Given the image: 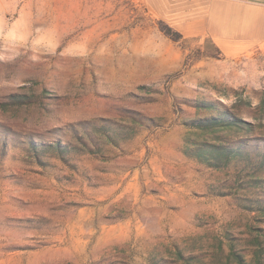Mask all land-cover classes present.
Returning <instances> with one entry per match:
<instances>
[{"label":"rangeland","instance_id":"obj_1","mask_svg":"<svg viewBox=\"0 0 264 264\" xmlns=\"http://www.w3.org/2000/svg\"><path fill=\"white\" fill-rule=\"evenodd\" d=\"M205 4L0 0V264H264V42Z\"/></svg>","mask_w":264,"mask_h":264},{"label":"crops","instance_id":"obj_2","mask_svg":"<svg viewBox=\"0 0 264 264\" xmlns=\"http://www.w3.org/2000/svg\"><path fill=\"white\" fill-rule=\"evenodd\" d=\"M205 32L225 53L264 42V0H206Z\"/></svg>","mask_w":264,"mask_h":264},{"label":"trees","instance_id":"obj_3","mask_svg":"<svg viewBox=\"0 0 264 264\" xmlns=\"http://www.w3.org/2000/svg\"><path fill=\"white\" fill-rule=\"evenodd\" d=\"M166 33L171 35V37L173 39L181 38V34H179V32H177V31L172 33V32H170V30H167ZM205 122H206L205 123L206 125L208 123H210L209 127H211V132H215L214 128L218 124H223L220 122V120L211 119V118L205 120ZM228 123H225V124H228ZM229 124H231V123H229ZM205 146H207V148H205L204 146H199V147L192 148L189 150L192 151L193 156L198 157L201 161L206 162V163H210L212 165L215 164L216 166H218L220 163H222L224 165L229 164L232 157L235 156V153H237L236 150H234L233 148H228V146H220V145H216V144H213V145L205 144ZM184 150H185V152H189L188 149H184ZM190 154H191V152H190ZM209 157H210L211 161L209 160Z\"/></svg>","mask_w":264,"mask_h":264}]
</instances>
